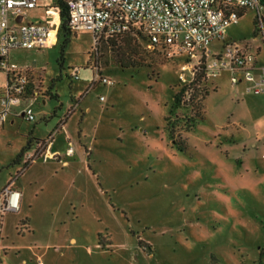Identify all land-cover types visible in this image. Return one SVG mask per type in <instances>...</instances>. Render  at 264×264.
I'll return each instance as SVG.
<instances>
[{"label": "rangeland", "instance_id": "rangeland-1", "mask_svg": "<svg viewBox=\"0 0 264 264\" xmlns=\"http://www.w3.org/2000/svg\"><path fill=\"white\" fill-rule=\"evenodd\" d=\"M49 3L30 16L51 23V45L8 55L28 69L34 120L0 126V264H264V93L231 84L226 70L208 79L141 35L95 43L75 30L61 48ZM241 13L225 39L251 43L264 66L254 38L264 2ZM192 79L195 97L177 103ZM71 114L55 156L47 136ZM11 187L21 208H7Z\"/></svg>", "mask_w": 264, "mask_h": 264}, {"label": "built area", "instance_id": "built-area-1", "mask_svg": "<svg viewBox=\"0 0 264 264\" xmlns=\"http://www.w3.org/2000/svg\"><path fill=\"white\" fill-rule=\"evenodd\" d=\"M41 1L0 0V69L11 74L0 89V126L12 115L34 120L31 101L22 97L26 69L9 62L8 55L15 49L51 45V23L40 18L28 19ZM66 6L69 27L89 31L95 43L139 31L147 38L148 49L169 46L189 61L195 60L197 68L203 63L208 79L226 70L231 84L243 83L246 92L264 93V66L249 51L251 43L232 42L223 47L221 44L218 50L211 49L213 43L224 41L228 27L237 23L241 11L262 9L260 0H66ZM258 36L264 44V21H258L254 38ZM74 78L78 79L76 74ZM94 80L108 86L114 83L97 72ZM99 101H104V96H99ZM66 152L72 153L71 146Z\"/></svg>", "mask_w": 264, "mask_h": 264}, {"label": "trees", "instance_id": "trees-1", "mask_svg": "<svg viewBox=\"0 0 264 264\" xmlns=\"http://www.w3.org/2000/svg\"><path fill=\"white\" fill-rule=\"evenodd\" d=\"M260 2L263 4L264 0H260ZM45 7L46 8H53V9L57 10V12L59 14L60 24H59L58 34L62 38V43H61L62 47L61 48H63V46L68 42L69 32H71V31L74 32V30H72L68 25V11H67V6H66V0H50V3L47 4V6H45ZM256 22L257 21H253V24H255ZM254 33H255V31H254ZM139 35H141L143 37V39L145 40V42L147 43V38L139 31H128V32H126L120 36H117V37L101 39V40L97 41L96 43L101 42V41L109 42L111 40H118V39H125L124 42H128L131 39L134 40V37H136V36L138 37ZM229 43H232V41L228 42L226 39H224V41L222 42V47L226 44H229ZM146 49H148V48L146 47ZM149 50L168 51V53H170V54H176V55L184 56L181 53H177L175 49H173L172 47H169V46L160 45V46L154 47L153 49H149ZM198 69L203 71V65H199ZM27 72H28V69H26V72H25L26 88H25L24 93L22 94V97L25 101H27V99L25 98L26 97L25 94L28 90L27 86L29 85V82H30L28 77H27ZM8 77H11V74H6V78H8ZM193 79H194V77H193ZM193 79L186 85L185 88L183 87L181 90L182 93L187 92V94H189L188 98H185L182 96V98L180 97L177 99V103L188 104L191 100H193V98L195 97V95H193V85H192L195 80L193 81ZM38 95L43 96V93L41 92V93L37 94V96ZM29 102H30V100H29ZM67 120H68V118L66 120L60 121L55 128V130H56L55 132L59 131L60 128L62 127V125H64L67 122ZM53 136H54L53 134H50L47 136L49 138V141L52 140ZM46 139L42 141V143L44 145L46 144ZM28 142H29V140H28ZM25 149H26L25 147H22L20 149V151L17 153V159H16L17 161L20 160ZM29 164H30L29 161L25 160L23 162V169L28 167Z\"/></svg>", "mask_w": 264, "mask_h": 264}, {"label": "crops", "instance_id": "crops-1", "mask_svg": "<svg viewBox=\"0 0 264 264\" xmlns=\"http://www.w3.org/2000/svg\"><path fill=\"white\" fill-rule=\"evenodd\" d=\"M31 17H32V16H30V13H29V17H28V19H35V18H31ZM104 100H105V98H104ZM88 109H89V108L86 107V110H88ZM73 113H74V112H72V114H73ZM72 114H71L70 117L68 118L67 122L69 121V119H71ZM11 122H12V121H10V123H11ZM67 122H66L64 125H62V127L60 128V130L56 132V136L54 135L53 138H52V140H51V141L49 142V144L47 145V149H46V150L48 151L49 148H50V149H54V151H53L52 153H53V155H55V156H57V154L61 156L62 152L64 151L65 146H63V148H61V147H60V148H59V147L54 148V147H55V145H56L57 136L63 134L62 132H64V131L66 130L65 126H66ZM63 135H64L63 138L65 139V143H66V135H65V134H63ZM46 150H45V151H46ZM69 158H70V157H68L66 160L62 161V163H63L64 165L68 166V165H69V160H68ZM5 187H6V186H4V187L2 188V190H3ZM11 188L14 189V191L12 190L13 195H12L11 197H10V195H9V197H8V200H7V202H8V207L13 208V207H12V205H13L14 207L18 206V208H21L20 204H21V201H22V194L19 193V192H17V191H18V188H15V187H11ZM2 190H0V193H1ZM9 200H10V203H9ZM14 202H16V206L14 205Z\"/></svg>", "mask_w": 264, "mask_h": 264}, {"label": "bare ground", "instance_id": "bare-ground-1", "mask_svg": "<svg viewBox=\"0 0 264 264\" xmlns=\"http://www.w3.org/2000/svg\"><path fill=\"white\" fill-rule=\"evenodd\" d=\"M13 208H15L13 205H12Z\"/></svg>", "mask_w": 264, "mask_h": 264}]
</instances>
